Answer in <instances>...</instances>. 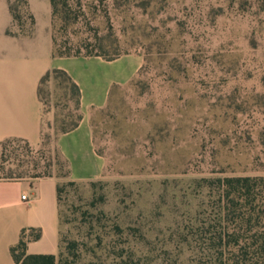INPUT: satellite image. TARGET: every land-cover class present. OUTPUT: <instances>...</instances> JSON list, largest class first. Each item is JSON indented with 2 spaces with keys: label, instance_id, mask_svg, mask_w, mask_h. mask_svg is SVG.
<instances>
[{
  "label": "rangeland",
  "instance_id": "rangeland-1",
  "mask_svg": "<svg viewBox=\"0 0 264 264\" xmlns=\"http://www.w3.org/2000/svg\"><path fill=\"white\" fill-rule=\"evenodd\" d=\"M11 5L7 33L27 38L28 1ZM49 32L55 54L140 52L143 65L91 114L99 178L65 177L55 138L79 112L51 71L40 139L0 141V179L57 178L56 264H195L207 182L264 175V0H53Z\"/></svg>",
  "mask_w": 264,
  "mask_h": 264
},
{
  "label": "crops",
  "instance_id": "crops-1",
  "mask_svg": "<svg viewBox=\"0 0 264 264\" xmlns=\"http://www.w3.org/2000/svg\"><path fill=\"white\" fill-rule=\"evenodd\" d=\"M27 1L34 25L25 38L7 33L12 16L7 1L0 0V141H39L43 115L39 81L49 70H63L79 89L80 119L75 127L57 135L56 150L67 166L68 179L95 180L102 174L104 159L95 150L91 114L107 105L114 87L135 77L143 65V55H54L50 0ZM57 183L54 176L0 179V264H16L10 248L18 242L22 229L27 254L57 253ZM31 228L39 230L38 238L29 237Z\"/></svg>",
  "mask_w": 264,
  "mask_h": 264
},
{
  "label": "trees",
  "instance_id": "trees-1",
  "mask_svg": "<svg viewBox=\"0 0 264 264\" xmlns=\"http://www.w3.org/2000/svg\"><path fill=\"white\" fill-rule=\"evenodd\" d=\"M6 1L12 19H18L20 17L18 5L13 6L11 0ZM15 1L23 5L27 3V0ZM52 2L53 0H50L51 4ZM53 54L80 55V53ZM51 71L64 76L69 82L75 94V105L78 110L79 89L70 77L60 69L49 70L41 77L38 88L39 98L41 82ZM79 119L80 114L76 122L61 132L75 127ZM57 156L61 159L58 152ZM67 176L66 166L65 177ZM70 182L75 181L70 180ZM207 186L210 191L208 217L207 220L201 221V226L197 227L193 233L197 238L195 239L196 255L192 261L195 264H264V175L218 177L209 180ZM39 234V230L31 228L29 237L36 239ZM26 240L25 229H22L18 242L10 248L11 257L16 264H56L54 254H27L25 252ZM108 264L120 263L112 260Z\"/></svg>",
  "mask_w": 264,
  "mask_h": 264
},
{
  "label": "built area",
  "instance_id": "built-area-1",
  "mask_svg": "<svg viewBox=\"0 0 264 264\" xmlns=\"http://www.w3.org/2000/svg\"><path fill=\"white\" fill-rule=\"evenodd\" d=\"M22 197H25V195H22Z\"/></svg>",
  "mask_w": 264,
  "mask_h": 264
}]
</instances>
